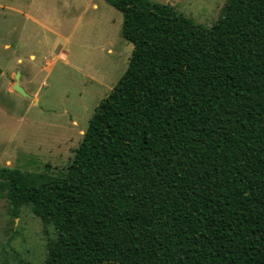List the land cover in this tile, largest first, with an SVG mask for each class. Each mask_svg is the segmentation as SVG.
<instances>
[{
  "label": "trees",
  "instance_id": "trees-1",
  "mask_svg": "<svg viewBox=\"0 0 264 264\" xmlns=\"http://www.w3.org/2000/svg\"><path fill=\"white\" fill-rule=\"evenodd\" d=\"M123 15L128 67L66 171L0 168L56 237L46 264H264V0L210 27L153 0Z\"/></svg>",
  "mask_w": 264,
  "mask_h": 264
},
{
  "label": "rangeland",
  "instance_id": "rangeland-1",
  "mask_svg": "<svg viewBox=\"0 0 264 264\" xmlns=\"http://www.w3.org/2000/svg\"><path fill=\"white\" fill-rule=\"evenodd\" d=\"M212 26L226 0H153ZM123 15L104 0H0V168L66 171L133 45ZM28 96L13 90L16 74ZM56 237L30 206L18 217L0 191V264H46Z\"/></svg>",
  "mask_w": 264,
  "mask_h": 264
},
{
  "label": "water",
  "instance_id": "water-1",
  "mask_svg": "<svg viewBox=\"0 0 264 264\" xmlns=\"http://www.w3.org/2000/svg\"><path fill=\"white\" fill-rule=\"evenodd\" d=\"M19 76H20V73H17L15 78H16V83L15 85L13 86V90L23 96H28V94L25 92V90L23 89V87L20 85V82H19Z\"/></svg>",
  "mask_w": 264,
  "mask_h": 264
}]
</instances>
